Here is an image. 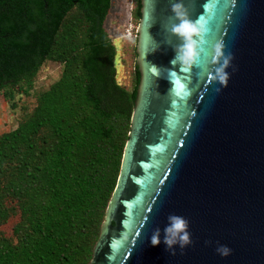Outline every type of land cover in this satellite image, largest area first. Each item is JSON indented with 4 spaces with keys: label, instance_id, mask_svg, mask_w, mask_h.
<instances>
[{
    "label": "water",
    "instance_id": "obj_1",
    "mask_svg": "<svg viewBox=\"0 0 264 264\" xmlns=\"http://www.w3.org/2000/svg\"><path fill=\"white\" fill-rule=\"evenodd\" d=\"M177 2L206 29L191 69L172 63ZM140 11L129 138L89 264H264V0H141ZM217 45L231 55L226 87ZM171 215L192 239L175 255L163 243Z\"/></svg>",
    "mask_w": 264,
    "mask_h": 264
},
{
    "label": "trees",
    "instance_id": "obj_2",
    "mask_svg": "<svg viewBox=\"0 0 264 264\" xmlns=\"http://www.w3.org/2000/svg\"><path fill=\"white\" fill-rule=\"evenodd\" d=\"M112 0H0V264H89L116 188L140 74L117 81ZM141 0L134 16L141 18ZM137 41V38L135 39ZM59 77L30 95L45 61ZM16 221L7 230L10 221Z\"/></svg>",
    "mask_w": 264,
    "mask_h": 264
},
{
    "label": "rangeland",
    "instance_id": "obj_3",
    "mask_svg": "<svg viewBox=\"0 0 264 264\" xmlns=\"http://www.w3.org/2000/svg\"><path fill=\"white\" fill-rule=\"evenodd\" d=\"M136 7V0H112V7L105 20V29L113 40L116 47V68L117 81L131 90L135 83V61H136V41L138 20L134 16V9ZM129 24L135 25L136 36L129 37L125 34V29ZM62 70V65L53 61H45L40 69V72L35 81V88L33 92L28 95H22V99L27 106L32 109L36 103V94L42 92L50 87V85L59 77ZM21 114H16L15 111L10 110L6 101L0 96V133L6 132L13 128ZM14 217L7 227L10 229L15 223Z\"/></svg>",
    "mask_w": 264,
    "mask_h": 264
},
{
    "label": "clouds",
    "instance_id": "obj_4",
    "mask_svg": "<svg viewBox=\"0 0 264 264\" xmlns=\"http://www.w3.org/2000/svg\"><path fill=\"white\" fill-rule=\"evenodd\" d=\"M172 12L180 23L173 25L172 32L178 35L183 45L176 53L172 63H179L182 68L191 69L196 65L198 57L201 55V44L205 34V27L199 20L193 22L189 19L187 9L182 2L172 4ZM215 57L222 59V63L214 72V76L223 86H227L229 75L226 71L230 64L231 55L226 56L222 45H217L215 48ZM169 223L164 229L163 243L166 250L175 255L176 246L181 250L192 244L191 233L189 231V221L179 215L169 216ZM161 243V233L159 229L151 236L152 246H158ZM217 253L222 257H227L231 254V249L226 245H220L216 249Z\"/></svg>",
    "mask_w": 264,
    "mask_h": 264
},
{
    "label": "built area",
    "instance_id": "obj_5",
    "mask_svg": "<svg viewBox=\"0 0 264 264\" xmlns=\"http://www.w3.org/2000/svg\"><path fill=\"white\" fill-rule=\"evenodd\" d=\"M125 35L129 37H134L136 36L135 32V25L134 24H129V26L125 29Z\"/></svg>",
    "mask_w": 264,
    "mask_h": 264
}]
</instances>
